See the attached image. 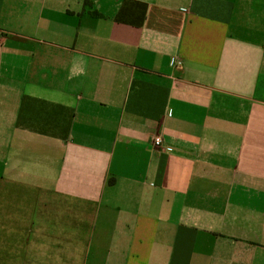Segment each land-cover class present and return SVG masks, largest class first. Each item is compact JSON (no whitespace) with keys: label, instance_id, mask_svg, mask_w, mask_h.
Instances as JSON below:
<instances>
[{"label":"crops","instance_id":"obj_1","mask_svg":"<svg viewBox=\"0 0 264 264\" xmlns=\"http://www.w3.org/2000/svg\"><path fill=\"white\" fill-rule=\"evenodd\" d=\"M0 264H264V0H0Z\"/></svg>","mask_w":264,"mask_h":264},{"label":"built area","instance_id":"obj_2","mask_svg":"<svg viewBox=\"0 0 264 264\" xmlns=\"http://www.w3.org/2000/svg\"><path fill=\"white\" fill-rule=\"evenodd\" d=\"M162 143V139L160 137H155L154 141H153V144L156 146V147H159Z\"/></svg>","mask_w":264,"mask_h":264}]
</instances>
